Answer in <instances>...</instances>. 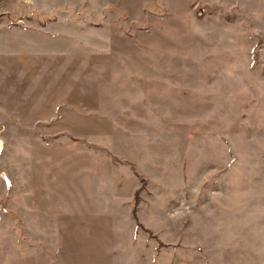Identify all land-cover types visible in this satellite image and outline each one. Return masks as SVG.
<instances>
[{"label":"rangeland","instance_id":"obj_1","mask_svg":"<svg viewBox=\"0 0 264 264\" xmlns=\"http://www.w3.org/2000/svg\"><path fill=\"white\" fill-rule=\"evenodd\" d=\"M19 5L39 30L0 36V264H264V0Z\"/></svg>","mask_w":264,"mask_h":264},{"label":"crops","instance_id":"obj_2","mask_svg":"<svg viewBox=\"0 0 264 264\" xmlns=\"http://www.w3.org/2000/svg\"><path fill=\"white\" fill-rule=\"evenodd\" d=\"M12 1L13 0H5L4 1L5 5L7 3V7L5 6V8L3 10V13L8 18L6 17V19H5V20H7L6 22H4V21L0 22V36L2 35L3 32H8L11 35L20 36V37H22V36L33 37V36L37 35V32L39 30V27L37 25L38 23L37 22H33L32 19H31V13H33V9L30 6H28V5L26 7H22L21 8V5H19V3H21V0H14V1H16L15 2L16 10H13L12 5L10 4V3H13ZM28 9H30V10H28ZM54 9L55 8L53 7L52 11H54ZM12 12H16L17 14L18 13H22L23 14L22 17H21L22 19L20 18L14 24L11 23L9 18L10 17H14V14H12ZM28 14H29L30 18L28 16ZM27 18L29 20H27ZM52 24L53 25H62V26H65V27H70V26L74 27L76 23L74 24L73 22H68V21L62 23L61 21L60 22L58 21V22H52ZM33 28L35 29L34 32L32 31ZM29 120H31V119H29Z\"/></svg>","mask_w":264,"mask_h":264},{"label":"trees","instance_id":"obj_3","mask_svg":"<svg viewBox=\"0 0 264 264\" xmlns=\"http://www.w3.org/2000/svg\"><path fill=\"white\" fill-rule=\"evenodd\" d=\"M144 189V187L143 186H141L139 189H138V191L136 192V196H135V200H136V203H135V205H134V208H133V211H132V219L135 221V222H137L138 223V219H139V217H138V202H139V200H140V193H141V191ZM140 227H141V225L140 224H138Z\"/></svg>","mask_w":264,"mask_h":264},{"label":"built area","instance_id":"obj_4","mask_svg":"<svg viewBox=\"0 0 264 264\" xmlns=\"http://www.w3.org/2000/svg\"><path fill=\"white\" fill-rule=\"evenodd\" d=\"M0 6H1V2H0Z\"/></svg>","mask_w":264,"mask_h":264}]
</instances>
